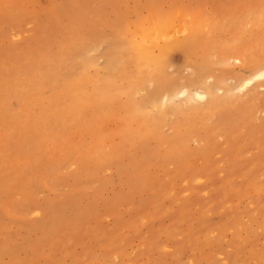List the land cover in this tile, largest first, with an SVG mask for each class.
<instances>
[{
  "label": "rangeland",
  "instance_id": "rangeland-1",
  "mask_svg": "<svg viewBox=\"0 0 264 264\" xmlns=\"http://www.w3.org/2000/svg\"><path fill=\"white\" fill-rule=\"evenodd\" d=\"M157 17L190 41L165 86L133 46ZM258 61L264 0H0V264H264V80L235 88Z\"/></svg>",
  "mask_w": 264,
  "mask_h": 264
},
{
  "label": "bare ground",
  "instance_id": "bare-ground-1",
  "mask_svg": "<svg viewBox=\"0 0 264 264\" xmlns=\"http://www.w3.org/2000/svg\"><path fill=\"white\" fill-rule=\"evenodd\" d=\"M176 32L177 29L174 23L171 22L169 19H162L159 17L153 18L150 19L146 25L139 27L140 41L138 43H133V46L136 47L139 52L138 56L139 59L141 60L142 67L143 68L153 67L155 69L156 80L162 83L164 86H165L166 78L168 77L167 73L165 72L166 66L168 64L169 66H171V62L169 63V61H167L168 51L174 47H184L190 44L189 40L183 42L182 40L178 39L179 37L177 38V36L175 35ZM193 33L194 32H192L189 38H191L194 35ZM86 47L87 46L84 45L78 46L77 51L82 52ZM115 54L111 53L112 61H111V65H109V69L111 70H114L116 68L117 61L115 58ZM211 65L212 63L210 62L209 56H207L202 66L200 65L198 66L199 68H197V71H199L198 79L203 81V83H205L203 75L205 74L206 71H208L211 68ZM250 68L252 70V74L249 75V77L241 78L239 83L235 86V88H237L240 91L253 85L256 81L264 80V61L255 62L254 65L251 66ZM96 82H97L96 85H93V89H92L93 92L89 93L88 95H87L88 92L87 88L89 87V85L84 83L80 78L72 79L69 82H67V84L62 85L63 88H59L58 89L59 91H57L56 95L54 96L55 99L54 101L57 102L56 103L57 108L59 110L61 109L64 113L69 108L68 104L65 101V97H69L70 102L73 104L74 101L76 100H80L85 97L89 99L94 93H97V96L91 99L94 100L99 98L98 94H106L108 92L106 89L110 85H112V80L106 78L101 79V77L99 76L96 77ZM221 88L217 87L215 84H210V85L205 84V88H203V90L201 91L192 90L189 88H183L174 91L172 94L165 93L160 98V103L161 106L163 107L168 103L173 104L177 96H182L184 98L183 99L184 101H188L193 98L204 99L206 97L207 98L211 97V101H213V103H217L218 94L216 93V90ZM135 90L133 92H135ZM226 92H228V90H226ZM132 94L133 93L131 92V95ZM151 98L152 100L153 99L157 100V98H159V90L156 91V93H152ZM1 126L2 125H0V127Z\"/></svg>",
  "mask_w": 264,
  "mask_h": 264
}]
</instances>
